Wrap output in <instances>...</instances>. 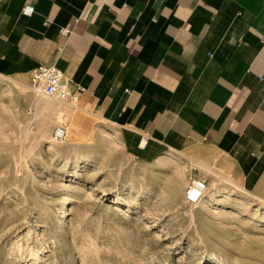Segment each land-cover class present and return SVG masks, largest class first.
Returning a JSON list of instances; mask_svg holds the SVG:
<instances>
[{
    "label": "rangeland",
    "instance_id": "obj_1",
    "mask_svg": "<svg viewBox=\"0 0 264 264\" xmlns=\"http://www.w3.org/2000/svg\"><path fill=\"white\" fill-rule=\"evenodd\" d=\"M12 78L0 74V264H264V201L211 174L209 152L141 148ZM192 178L207 180L201 203L185 201Z\"/></svg>",
    "mask_w": 264,
    "mask_h": 264
},
{
    "label": "crops",
    "instance_id": "obj_2",
    "mask_svg": "<svg viewBox=\"0 0 264 264\" xmlns=\"http://www.w3.org/2000/svg\"><path fill=\"white\" fill-rule=\"evenodd\" d=\"M39 64L141 148L198 146L264 201V0H0V74Z\"/></svg>",
    "mask_w": 264,
    "mask_h": 264
},
{
    "label": "built area",
    "instance_id": "obj_3",
    "mask_svg": "<svg viewBox=\"0 0 264 264\" xmlns=\"http://www.w3.org/2000/svg\"><path fill=\"white\" fill-rule=\"evenodd\" d=\"M60 32L64 36H68L70 29L63 27L60 29ZM30 84L36 92L60 101L74 104L79 98V94L72 91L68 85L64 72L55 65L39 64L34 67L30 74ZM66 135L67 130L63 126H56L54 128L53 139L56 142L62 141ZM207 189L208 184L204 179H190L185 189V201L189 204H196L204 197Z\"/></svg>",
    "mask_w": 264,
    "mask_h": 264
},
{
    "label": "bare ground",
    "instance_id": "obj_4",
    "mask_svg": "<svg viewBox=\"0 0 264 264\" xmlns=\"http://www.w3.org/2000/svg\"><path fill=\"white\" fill-rule=\"evenodd\" d=\"M206 191H207V190H206ZM206 191H205V194H206ZM216 195H217V194L213 193V194L211 195V197H214V196H216ZM204 197H205V195H204ZM204 197H203V198H204ZM203 198H202V199H203ZM202 199H200L197 203H201ZM197 203H196V204H197Z\"/></svg>",
    "mask_w": 264,
    "mask_h": 264
}]
</instances>
